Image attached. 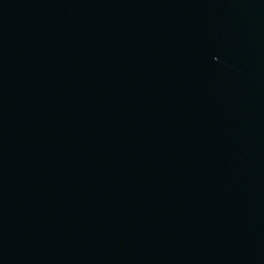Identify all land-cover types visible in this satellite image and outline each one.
I'll return each instance as SVG.
<instances>
[{
    "label": "water",
    "instance_id": "obj_1",
    "mask_svg": "<svg viewBox=\"0 0 264 264\" xmlns=\"http://www.w3.org/2000/svg\"><path fill=\"white\" fill-rule=\"evenodd\" d=\"M0 264H264V0H0Z\"/></svg>",
    "mask_w": 264,
    "mask_h": 264
}]
</instances>
